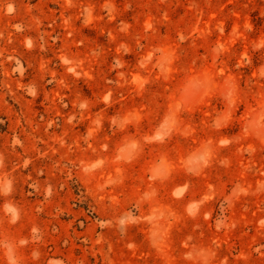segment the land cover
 I'll return each mask as SVG.
<instances>
[{
    "label": "rangeland",
    "instance_id": "obj_1",
    "mask_svg": "<svg viewBox=\"0 0 264 264\" xmlns=\"http://www.w3.org/2000/svg\"><path fill=\"white\" fill-rule=\"evenodd\" d=\"M0 264H264V0H0Z\"/></svg>",
    "mask_w": 264,
    "mask_h": 264
}]
</instances>
